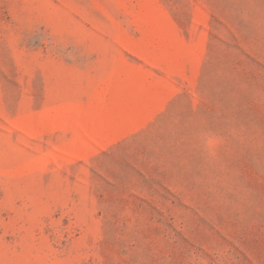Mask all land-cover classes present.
I'll use <instances>...</instances> for the list:
<instances>
[{"label":"rangeland","instance_id":"374dc122","mask_svg":"<svg viewBox=\"0 0 264 264\" xmlns=\"http://www.w3.org/2000/svg\"><path fill=\"white\" fill-rule=\"evenodd\" d=\"M0 264H264V0H0Z\"/></svg>","mask_w":264,"mask_h":264}]
</instances>
